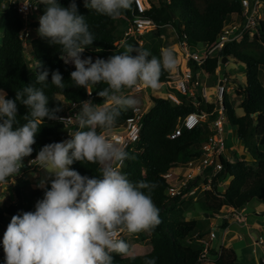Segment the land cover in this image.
I'll return each instance as SVG.
<instances>
[{
	"label": "trees",
	"instance_id": "trees-1",
	"mask_svg": "<svg viewBox=\"0 0 264 264\" xmlns=\"http://www.w3.org/2000/svg\"><path fill=\"white\" fill-rule=\"evenodd\" d=\"M260 1L264 3V0ZM75 2L79 14L86 18L89 29L95 36L92 45L85 48L81 58L91 57L93 62L97 58L107 60L112 55L123 53L129 46L134 49L133 39L121 41L127 27L125 18H131L132 5L129 10L123 11L119 17L113 19L85 8L84 0ZM149 2L150 7L145 14L153 19L159 28L173 27L178 40L184 41L192 51L199 49L200 45L216 42L222 27L229 21V16L242 13L240 0H149ZM58 3L68 7L71 0H58ZM45 10L46 5L40 4L36 14L41 17ZM262 12L263 18L258 21V31L251 40L246 35L238 43L225 45L220 53L221 60L227 58L228 61L231 58L245 66V81L239 86L240 90L238 89L242 95L238 108L242 109L243 115L238 116L235 106L228 103L226 98L224 106L227 120L235 127L237 138L243 142V149L250 157V162L243 158L232 163L222 158L223 167L213 179L212 189L200 193L202 200L198 201L208 218L218 216L223 212V208L240 211L254 199L264 204V85L261 82V67H264V8ZM40 17L36 21L32 19L29 21L31 30L37 33L34 36L30 32V39L27 41L34 64L31 66L28 64L26 47L20 38L24 19L13 6L0 8V89L6 92L7 99L14 100L16 91H22L27 85L42 87L36 84L38 70L41 72L48 70L47 86L43 87V90L49 98L48 107L60 108L56 113L59 117L63 112L64 101L81 103L89 97L85 88L76 87L71 81L70 74L75 71V67L61 59V46L52 45L38 35ZM141 39H144V36L141 35ZM92 51H95L96 55L90 54ZM159 51V43H153L151 55L159 57ZM218 61L217 58L211 59L201 67H197L191 61L189 66L194 73L198 69H203L211 76H215ZM40 64L41 67L38 69ZM56 70L62 75L64 89L51 84V74ZM169 74L170 71H164L160 83L166 82ZM106 87L107 84L103 82L91 87L93 103L101 105L104 103L97 92ZM180 97L181 103L178 105L165 98L164 93L154 97L153 105L143 118L139 141L135 146L125 150L127 158L124 159L121 171L133 184L139 181L156 184L151 193L147 189L143 191L151 195L153 203L159 209L161 222L150 231L129 235L124 241L129 244L130 254L113 253V264H144L145 260L153 258L156 264H202L198 259L203 247L184 244V241L193 235L197 224L194 220L186 218L182 208H169L172 202L179 203L180 197H168L165 194L167 184L163 175L172 166L200 158L202 144L211 133L208 122H203L194 129H183L178 137L171 139L169 135L174 132L179 120L191 112L200 110L211 112L215 105L206 102L200 95H197L199 105H194L189 96ZM28 111L24 105L18 103L19 123L15 126L26 123L23 116ZM130 112L131 109L122 112L111 130H118ZM217 116L215 112L210 119H216ZM77 130L78 124L73 126V131ZM101 130L97 129L98 132ZM67 137L68 129L60 121L44 118L29 157L37 156L43 146L62 142ZM69 167L82 176L89 178L100 176L98 164L74 161ZM227 179H230V182L222 190L218 184ZM10 189L14 202L7 205L0 203V227L4 226L5 218L11 220L14 215L35 211L36 202L43 198L45 190L50 189V181L39 188H32L25 183L11 186ZM262 214L264 216V212ZM221 225L225 227L227 222L223 221ZM1 235L4 237L3 234H0V237ZM198 236L200 238V235ZM208 252H214L215 259L206 264H237L235 253L224 247L220 251L208 249ZM0 264H5L3 239L0 245Z\"/></svg>",
	"mask_w": 264,
	"mask_h": 264
},
{
	"label": "clouds",
	"instance_id": "clouds-1",
	"mask_svg": "<svg viewBox=\"0 0 264 264\" xmlns=\"http://www.w3.org/2000/svg\"><path fill=\"white\" fill-rule=\"evenodd\" d=\"M132 2L84 0V7L115 19L129 10ZM32 3L46 5L38 35L52 45H60L61 59L74 64L75 71L70 74L74 85L85 88L89 96L92 93L88 89L101 82L108 87L97 92L105 101L103 105L91 100L81 102L74 116L79 130L70 139L47 144L38 152L35 160L53 177L50 189L36 202L35 211L11 218L3 237L5 264H113V253H129V244L120 238L121 233L150 231L161 221L151 195L143 191L151 193L156 184L130 182L113 164L126 159L127 152L97 129L111 130L122 112L136 106L137 101L125 95V89L139 85L158 89L162 73L175 69L177 60L171 48L162 49L157 57L131 46L107 60L81 58L95 36L86 18L79 14L75 0L68 7L58 0H23L25 7ZM48 75V70H38L36 84L42 87L27 85L16 91L14 100L7 99L0 89V184L15 183L9 178L18 175L24 158L31 156L44 118H58L60 108L48 107L49 98L43 90ZM51 84L65 88L58 70L52 72ZM18 103L29 110L22 126H15L19 123ZM74 161L98 164L100 176H82L70 169ZM144 264L156 261L147 259Z\"/></svg>",
	"mask_w": 264,
	"mask_h": 264
},
{
	"label": "built area",
	"instance_id": "built-area-1",
	"mask_svg": "<svg viewBox=\"0 0 264 264\" xmlns=\"http://www.w3.org/2000/svg\"><path fill=\"white\" fill-rule=\"evenodd\" d=\"M240 1L242 7L241 15H231L237 20L231 19L224 24L216 42L209 45L204 44L201 49H195L193 51L189 49L184 41L180 42L184 52L185 65L182 69H176L174 72H170L167 81L160 83V87L158 89L153 90L143 85H139L132 89H125L124 92L127 96L135 97L136 95H143L144 103H137L136 106L131 109L130 115L124 120L118 130H101L104 131V134L110 140L122 146L124 150L135 146L140 138V133L143 127V118L153 105L154 97L163 94L160 91L164 87L170 90L169 92L164 93L165 98L169 99L174 104L178 105L181 103L180 95L189 96L194 105L200 104V101L197 99V95H200L206 102H209L206 100L204 86L199 93L196 91L197 87L202 86V76L209 78L211 75L203 69H198V71L194 73L189 66V63L192 61L197 67H201L211 59H219L217 66L218 73L215 72V76H217V82L214 89L215 101L209 102L214 103V109L211 112L200 110L188 113L179 120L176 129L169 135V138L174 139L181 134L183 129H194L203 122H208V126L211 129V133L202 144V155L200 158L172 166L163 175L167 184L165 194L168 197H180L183 199L188 196H193L197 192L211 190L213 179L218 175L223 167L222 158L224 157L227 161H230L226 155V141L223 137L224 124L229 123L224 106L225 94L229 92V87L226 86L228 81L227 76L222 75L219 72L221 65L220 53L228 43H238L246 35L249 40L254 37L258 31V21L263 18L262 10L264 8V3L260 0ZM25 2H34V0H25ZM8 6H13L17 12L21 14L25 21L20 38L23 40L24 46L26 47V41L30 39L31 32L29 13L32 12L35 14L39 9L40 4L32 3L25 7L23 5V0H1V9ZM149 7L150 6H148L147 0H133L131 18H125L127 27L122 42L131 36L134 37L152 29L159 28L153 19L145 14ZM72 64L73 63L71 61L68 62V65L71 66ZM88 91L92 93L91 88L88 89ZM88 97L89 98L86 100H91L93 102V95L91 94V96H89L88 94ZM80 106L81 103L65 101L63 103V112L57 120L68 129V137L65 140L70 139V135L74 133L73 126L77 124L74 116L80 111ZM215 112L218 114L216 119H210V116ZM69 117L72 119L69 120ZM35 159L36 156L27 157L26 165L24 167L27 166L30 171L35 170L36 165L39 163V161H36ZM123 162L124 160L116 161L114 166L121 169ZM23 171V168L20 169V173L18 175L10 177L9 179L14 180L15 177L27 179ZM225 181L226 180L218 184L222 190L224 189L223 186ZM239 217V222L241 221L246 224L245 218L240 215ZM121 235L122 233L120 234V237ZM209 236L210 239L215 237L214 230L210 231ZM2 239L3 237L0 238V245L2 244ZM255 243L257 245H263L264 240L262 237H258ZM208 253V244H206V247L203 248L198 259L199 262L203 263L205 260L207 262ZM260 261L261 264H264V255Z\"/></svg>",
	"mask_w": 264,
	"mask_h": 264
},
{
	"label": "rangeland",
	"instance_id": "rangeland-1",
	"mask_svg": "<svg viewBox=\"0 0 264 264\" xmlns=\"http://www.w3.org/2000/svg\"><path fill=\"white\" fill-rule=\"evenodd\" d=\"M147 4L148 6H150L149 0H147ZM39 17H40L39 14H36V13L34 14L32 12L29 13V18L32 19L33 21L38 20ZM231 19L237 20L235 17L229 16V20ZM122 26L120 27L121 29H122ZM31 33L34 36H36L37 34L36 32L32 30H31ZM141 35L144 36V39H141ZM129 38L133 39L134 49L139 50V51L147 50L150 52L153 46V43H159V47H160L159 56H160V52L162 49L171 48L176 57L177 65L175 69H173L170 72H174L176 69H182L184 67L185 57H184L183 48L181 47L176 31L173 29V27L165 26L162 28H155L150 31L139 34L137 36H134V37L131 36ZM0 43H1V35H0ZM202 47L203 45H200L199 49H201ZM26 53H27L28 64L33 66L34 64L32 63L33 62L32 56L30 55V46L27 41H26ZM90 54L96 55L95 51L90 52ZM71 66L75 67L74 64H72ZM219 72L222 75L227 76L228 78L226 86L229 87V92L225 94V98L228 103L235 106V112L239 116L243 113L242 109L238 108V103L240 99L242 98V95L240 94L241 92H239L240 90L239 86L244 84V81H245V66L242 63L236 62L230 58L228 59L226 63L224 64L221 63ZM209 78L202 77V86L197 87L196 92L199 93L200 90H202L203 86L205 85L204 86L205 90L208 91L206 92V94L208 95V99H210L211 102H213L215 101L214 89L211 86L213 84V77L211 76ZM261 82L264 85V67H261ZM169 91L170 90L164 87L161 89L160 92L167 93ZM132 98H134L137 101V103H144L143 95H136L135 97H132ZM223 137L226 141V155L230 159V162L234 163L237 160H241L243 158H245L246 161L250 162V159H249L250 157L245 153L243 149L244 144L243 142L238 140L237 135H236V129L231 123L224 124ZM26 161H27V157L24 158L22 168L24 170L23 173H25L27 179L15 177L14 179L15 183L10 182L8 185L0 184V203L1 204L7 205V204L14 202V197L10 189L11 186H14L16 184L24 185L25 183H27L32 188H39L43 183H47L51 181V179L53 178L52 175L45 168L39 165V163L36 165L35 170L30 171L27 166L24 167L26 165ZM114 163L115 162H113V164ZM119 170L121 171V169ZM229 182H230V179H227L223 187H226L229 184ZM200 193L202 192H197L195 195L188 196L183 199L179 198V201L182 202L183 204H181L180 202L178 203L177 201L176 203L172 202L169 205V208H172V207H174V209H176L177 207L182 208V210L185 211L186 218L189 220H194L196 222L197 226L192 236H195L197 232L198 233L201 231L205 232V230L208 229L209 227L210 229L213 228L214 231L219 233L220 236L218 238L214 237L213 239H210L209 234L205 235L204 238L202 239L204 243H201L203 247H206V243H207L209 244V246L214 247L216 250H219L222 245L221 239L223 237V234L226 235V238L228 241V239H230L231 237V231L233 232H235L234 230L240 231L242 233L241 240L236 239L235 241L232 242L233 248L235 249V252L237 255V264H260V260L262 259L264 252L262 251L261 247L254 246L253 243H251V241L253 240L251 237L248 238L247 235L246 236L243 235L244 229L237 228V226H239L238 219H240L238 213L232 216L230 212L227 211V208L226 209L223 208V212L219 214L217 217H214L213 219L212 218L208 219L204 211L201 209L200 204L198 202L202 200ZM258 203L259 202L256 199L250 201L249 204L247 205L248 210L254 211L253 206L254 204H258ZM223 213L226 214V217L228 219H232L233 221L230 227L231 231L229 230V232L225 231L222 228V226L220 227V225L223 223L225 219V217L222 216ZM252 217L264 218V216L248 213L247 219L249 222H251ZM10 222L11 220L9 218L4 219V226L0 227V234L4 235ZM129 235L131 234L127 232H123L120 238L125 240L128 238ZM192 236L190 237V239H186L184 241L185 245H190L191 244L190 242L192 240L199 239L198 236H195V237H192ZM262 236L264 237V234ZM140 249H143V247H141ZM129 254H130V251L127 255ZM207 262L205 260L203 261L202 264H206Z\"/></svg>",
	"mask_w": 264,
	"mask_h": 264
},
{
	"label": "crops",
	"instance_id": "crops-1",
	"mask_svg": "<svg viewBox=\"0 0 264 264\" xmlns=\"http://www.w3.org/2000/svg\"><path fill=\"white\" fill-rule=\"evenodd\" d=\"M216 72L218 73V70L217 69H216ZM202 77H204V76H202ZM212 77H213V84L211 86L213 87V89H215V85H216V82H217V76H212ZM209 79H211V78H209ZM206 92H208V91L205 90V94H206ZM206 100L209 101V102H211V100L208 99V95L207 94H206ZM241 115H243V113ZM241 115H239V116H241ZM45 184L46 183H43L40 187H43ZM253 207H254V211H249L247 207H245L244 209H242L240 211H233L231 208H227V211L230 212V214L232 216H234V214L238 213V215H240L243 218H245L246 224L242 223L241 221L239 222V219H238L239 226H237V228L238 229H244L243 235H245V236L247 235L248 238L251 237L253 239L251 241V243H253L254 246L261 247L262 248V251L264 252V247H263L264 244L263 245H257L255 243V241H256V239L258 237H262L263 240H264V237L262 236L264 234V218L252 217L251 218V222H249L248 219H247L248 213L263 216L262 213L264 212V204L259 202L258 204H254ZM222 216L225 217L224 222H227V225L225 227H222V228L225 231H228L229 232L230 227H231V224L233 223V221H232V219H228L226 217V214H224V213H223ZM206 217L208 218L207 215H206ZM230 221H232V222H230ZM221 226L222 225H220V227ZM209 229H210V227L208 229H206L205 232H202V231L199 232V233L197 232L195 236L200 235V238L199 239L192 240L190 242L191 243L190 245H201L203 247V245L201 243H204V241L202 239L204 238L205 235L209 234L211 230H214L213 228L210 229V230ZM234 231L235 232L231 231V237H230V239H228V241H227L226 235L223 234V237L221 239V243H222L221 248L224 247L228 251H233L235 253V255H236V252H235V249L233 248L232 242L235 241L236 239L237 240H241L242 233L240 231H238V230L237 231L234 230ZM214 233H215V237L218 238L220 236L218 232L214 231ZM195 236H192V237H195ZM221 248L219 250H216L214 247H211L208 244V249H211V250H214V251H220ZM214 254H215L214 252H209L208 253V260L207 261H213L215 259ZM236 258H237V255H236ZM260 264H261V261H260Z\"/></svg>",
	"mask_w": 264,
	"mask_h": 264
},
{
	"label": "water",
	"instance_id": "water-1",
	"mask_svg": "<svg viewBox=\"0 0 264 264\" xmlns=\"http://www.w3.org/2000/svg\"><path fill=\"white\" fill-rule=\"evenodd\" d=\"M227 62V58H223L222 60H221V63L222 64H224V63H226ZM217 235V234H216Z\"/></svg>",
	"mask_w": 264,
	"mask_h": 264
}]
</instances>
